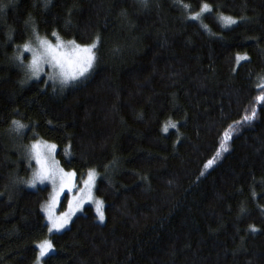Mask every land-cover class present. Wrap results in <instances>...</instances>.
Segmentation results:
<instances>
[{"label":"trees","instance_id":"obj_1","mask_svg":"<svg viewBox=\"0 0 264 264\" xmlns=\"http://www.w3.org/2000/svg\"><path fill=\"white\" fill-rule=\"evenodd\" d=\"M34 33L98 37L94 68L29 80L16 57ZM262 85L264 0H0V264H34L48 237L44 264H264ZM34 140L79 182L97 170L104 222L86 205L49 233Z\"/></svg>","mask_w":264,"mask_h":264},{"label":"snow or ice","instance_id":"obj_2","mask_svg":"<svg viewBox=\"0 0 264 264\" xmlns=\"http://www.w3.org/2000/svg\"><path fill=\"white\" fill-rule=\"evenodd\" d=\"M184 8H189L187 4L183 5ZM212 9L207 3L201 5V11L197 12L195 15L190 16L189 19L200 20L203 13L211 12ZM220 21L224 26L228 27L234 24H237L238 21L231 16H219ZM206 27V26H205ZM35 34V33H34ZM56 37V43L53 44L48 39L41 38L38 34H35V39L37 41L38 47L34 48L30 43H25L22 46V51L16 57L23 64V52L27 51L32 53V58L25 67L30 73L29 78H39V74L43 71V65L48 64L52 69L56 70V76L60 78V83L62 85H67L70 82L78 80L80 77L85 76L86 73L93 67L96 56L94 49L97 46L99 38L97 37V42H93L90 45H78L73 41H63L59 38L57 33H52ZM70 48L73 55L69 56L68 52L65 49ZM237 59H243L242 57H237ZM56 76L49 75V79H52L55 82ZM261 87H264L262 85ZM261 101H264V96L258 98ZM256 118V111L253 109L251 115L244 117V122L251 123ZM13 124L16 126L17 130L24 129L27 126L21 124L19 121H13ZM169 126L172 128L176 127V124H166L163 127L164 132H168ZM227 135V133H226ZM56 145L42 143L36 141L30 146V157L34 159L37 163L38 170L34 173L33 179L30 182L32 187H35L37 182L43 183L44 181H51L53 185H56L59 182V190L53 196L52 206L55 205L56 198L60 195V192L63 191L65 187H68L71 183V177L75 173H64L62 169L54 167V161L50 162L49 157L55 151ZM227 150V149H225ZM212 161H209L211 164ZM95 174L89 172L88 180L85 183L88 185L87 198L92 199L91 186L94 183ZM84 203V197L75 199V204L69 202L70 211L63 214L60 218L53 217L51 214V206L49 208V220L51 222V230L59 231L63 229L68 223V217L74 214L75 210L79 209ZM96 212L98 214V219L103 222L105 219L104 216V202L102 200H96ZM257 229L254 226L250 227V231H256ZM40 256L44 257L49 252H51L52 244L50 241H44L39 245Z\"/></svg>","mask_w":264,"mask_h":264},{"label":"rangeland","instance_id":"obj_3","mask_svg":"<svg viewBox=\"0 0 264 264\" xmlns=\"http://www.w3.org/2000/svg\"><path fill=\"white\" fill-rule=\"evenodd\" d=\"M43 39H48V38L43 37ZM48 40H50L53 44H55L57 42L56 39H54V40L48 39ZM63 41L67 42V40H63ZM27 43H30L32 45V47H34V48L38 47V44H37V41H36L35 38H34V40L29 41ZM76 44H78V43H76ZM78 45H83V44H78ZM84 45H90V44H84ZM21 51H22V46L20 48V52ZM65 51L68 52L69 56H72L73 55V53H72V51H71L70 48L65 49ZM94 52H95V50H94ZM95 56H96V54H95ZM31 58H32V53L27 52V51H24L23 52V64L21 63L20 60H19V62H20V64L23 65V67L25 69V75H26V77H28L29 80H35L36 78H29L30 77V73L28 72L27 68L25 67V65H27L29 63V61L31 60ZM95 62H96V59H95ZM95 62L93 64V67L89 70V72L86 73L85 76L80 77L76 81H79V80L85 78L92 71V69L94 68ZM49 75L56 76V70L52 69L50 65L44 64L43 65V71L39 74V78L45 76L48 81L53 82L52 79H49ZM76 81L70 82L67 85H62L60 83V78L58 76H56V79H55V82L54 83L59 84L60 86H68V85H70V84H72V83H74ZM17 131L19 133H22V132L24 133V129H20V130H17ZM36 141H40L42 143L56 145L55 151L49 157V161L50 162H53L54 161V167H56L58 169H62L64 173H75V171L64 169L59 164V162L57 160V156H56V152H57L58 146L54 142L47 141V140H34V141L30 142L28 145H26V147H25V153H26L27 157L29 158V160L33 163L32 173H31L30 177L26 180V185L29 188H37L39 186L49 185V187H50V196H49L48 200L43 203L42 209H43V212H44V214L46 216L47 223L49 224V233L60 232V231H63V230H65L66 228H68L70 226L72 220L78 214H80L84 210V207L86 205H92L94 207V209H95V212H96V204H95V201L96 200H102L104 202V200L99 195H97V193H96V187H97V181H98L99 175H98V172H97L96 169H91V170H89L87 172V174L85 175V177L79 182L78 179H77V175L75 173V175L71 177V183H70V185L68 187H65L63 189V191L60 192V195L56 198L55 205L52 206L53 196L59 190V182H57L56 185H53V183L51 181H44L43 183L37 182V184H36L35 187H32L30 185V182L33 179V175L38 170V167H39L37 165L36 161L30 157V153H29L30 146L33 143H35ZM89 172H93L95 174V180H94V183L91 186L92 199H88L87 198L88 185L85 183V181L88 180ZM80 197H84V203L82 204V206L79 209L75 210L74 214H72L71 216L68 217V223L66 224V226L63 229L59 230V231H56L54 229L50 231V229L52 228L51 222L49 220V208H50V206H51V214H52V216L53 217H56V218H60L61 216H63V214L68 213L70 211L69 202H73V204H75V199H78ZM103 211H104V216H105V202H104ZM96 214H97V212H96ZM97 219H98V214H97ZM104 221H105V219H104ZM44 241H50L51 242V240H50L49 237L46 238V239H43L42 241L38 242V244H37L38 249H39V245L42 242H44ZM51 244H52V242H51ZM52 249L53 250L51 252H49L44 257H41L40 256V249H39L38 256H37V259H36V261H35L34 264H44L45 258L55 250L53 244H52Z\"/></svg>","mask_w":264,"mask_h":264}]
</instances>
